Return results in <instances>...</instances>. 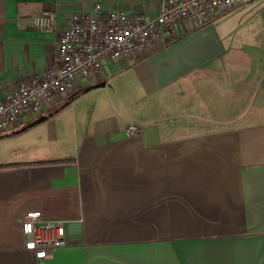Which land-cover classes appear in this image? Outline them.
Listing matches in <instances>:
<instances>
[{"label":"crops","instance_id":"obj_1","mask_svg":"<svg viewBox=\"0 0 264 264\" xmlns=\"http://www.w3.org/2000/svg\"><path fill=\"white\" fill-rule=\"evenodd\" d=\"M159 1L0 0V99L50 66L72 13ZM46 9L55 31L33 23ZM223 16L107 62L0 135V264H264V28L235 46L242 25ZM32 209L80 222V237L34 257L20 221Z\"/></svg>","mask_w":264,"mask_h":264},{"label":"built area","instance_id":"obj_2","mask_svg":"<svg viewBox=\"0 0 264 264\" xmlns=\"http://www.w3.org/2000/svg\"><path fill=\"white\" fill-rule=\"evenodd\" d=\"M253 0H160L154 14L126 13L122 9L104 11L101 3L93 11L72 13L57 40L54 61L41 74L25 77L0 99V135L12 131L25 115L41 114L61 104L86 78L107 62L125 56L137 57L156 44H166L181 31L195 30ZM56 10L46 9L33 16L37 28L55 31ZM138 134L136 123L126 127ZM25 246L34 257L48 256L69 242L64 220L44 219L32 209L21 217Z\"/></svg>","mask_w":264,"mask_h":264},{"label":"rangeland","instance_id":"obj_3","mask_svg":"<svg viewBox=\"0 0 264 264\" xmlns=\"http://www.w3.org/2000/svg\"><path fill=\"white\" fill-rule=\"evenodd\" d=\"M217 23H227L231 26L242 25L240 30L233 36L226 38V41L232 42L235 46L243 41L257 43L260 38L257 36V30L264 28V0H257L249 6H241L239 9L219 18ZM252 25V27H248ZM250 28L249 31L247 27Z\"/></svg>","mask_w":264,"mask_h":264},{"label":"water","instance_id":"obj_4","mask_svg":"<svg viewBox=\"0 0 264 264\" xmlns=\"http://www.w3.org/2000/svg\"><path fill=\"white\" fill-rule=\"evenodd\" d=\"M105 82H101L98 84H95L94 87H98V86H104ZM90 87L86 88V90H89ZM48 117V115H43L41 117H39L37 120L34 121V123H38L44 119H46ZM82 226L80 222H71L68 225V231H69V236L71 238H79L80 237V232H81Z\"/></svg>","mask_w":264,"mask_h":264}]
</instances>
